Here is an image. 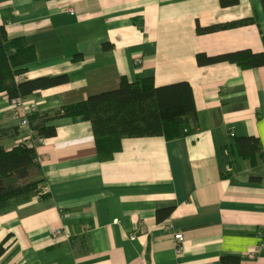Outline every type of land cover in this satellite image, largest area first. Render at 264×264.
Listing matches in <instances>:
<instances>
[{
	"label": "crops",
	"instance_id": "1",
	"mask_svg": "<svg viewBox=\"0 0 264 264\" xmlns=\"http://www.w3.org/2000/svg\"><path fill=\"white\" fill-rule=\"evenodd\" d=\"M0 19L10 39L24 38L36 51L19 81L68 77L25 102L28 119H53L52 138L22 127L0 94L3 144L36 148L47 192L0 211V264H264V66L198 62L199 55L264 53L261 0L228 7L221 0H0ZM122 79L188 83L198 131L125 139L112 161L101 162L90 122L55 117L117 90ZM249 137L261 151L245 159L238 142ZM176 234L184 237L181 252Z\"/></svg>",
	"mask_w": 264,
	"mask_h": 264
},
{
	"label": "trees",
	"instance_id": "2",
	"mask_svg": "<svg viewBox=\"0 0 264 264\" xmlns=\"http://www.w3.org/2000/svg\"><path fill=\"white\" fill-rule=\"evenodd\" d=\"M36 2L44 0H34ZM224 7L237 5L239 0H221ZM264 9V0H261ZM250 23L248 20L225 26L199 28L200 34L237 28ZM36 51L24 38L10 39L5 24L0 19V94L9 100L26 102L39 91L64 85L67 76L43 77L19 81L27 72V66L36 61ZM200 65L221 62L236 64L242 69L264 66V53L241 51L218 57L199 55ZM39 116H29V128L38 138H52L57 130L53 119L37 123ZM74 118L90 122L93 127L99 160L112 161L122 148V141L132 138L165 136L169 140L194 135L199 128L193 89L188 83L156 87L152 79H139L130 83L122 79L117 90L94 95L87 101L60 110L55 120ZM4 130L0 128V211L7 213L32 197L46 198L41 189V168L35 147L26 144L8 149L3 144ZM240 154L250 159L261 151L259 140L253 137L239 140ZM38 176V178H35ZM171 210L159 213V219ZM3 248L0 246V254ZM228 264L232 260L223 259Z\"/></svg>",
	"mask_w": 264,
	"mask_h": 264
},
{
	"label": "built area",
	"instance_id": "3",
	"mask_svg": "<svg viewBox=\"0 0 264 264\" xmlns=\"http://www.w3.org/2000/svg\"><path fill=\"white\" fill-rule=\"evenodd\" d=\"M71 14H74V11H70ZM12 110L14 112V117L16 120H18L21 124L22 127L28 128L29 122H28V117H27V112L25 110V102L22 101H12L11 102ZM36 105H33L31 110L35 111ZM62 233V230H56L55 235H60ZM261 238L263 239L258 251H261L264 249V233H262ZM131 239L134 241L136 240V236H132ZM175 239L177 240L178 243V252H181L183 250L184 246V237L182 234H176ZM250 259H254L255 255L254 254H249L248 256Z\"/></svg>",
	"mask_w": 264,
	"mask_h": 264
},
{
	"label": "bare ground",
	"instance_id": "4",
	"mask_svg": "<svg viewBox=\"0 0 264 264\" xmlns=\"http://www.w3.org/2000/svg\"><path fill=\"white\" fill-rule=\"evenodd\" d=\"M249 256V255H248ZM249 258V257H248Z\"/></svg>",
	"mask_w": 264,
	"mask_h": 264
}]
</instances>
